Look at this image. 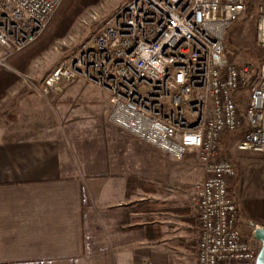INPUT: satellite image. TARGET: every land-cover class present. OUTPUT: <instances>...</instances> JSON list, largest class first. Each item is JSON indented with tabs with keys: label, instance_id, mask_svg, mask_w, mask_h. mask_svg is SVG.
<instances>
[{
	"label": "built area",
	"instance_id": "built-area-1",
	"mask_svg": "<svg viewBox=\"0 0 264 264\" xmlns=\"http://www.w3.org/2000/svg\"><path fill=\"white\" fill-rule=\"evenodd\" d=\"M62 1L0 0V65L41 36ZM254 1L258 60L225 56L249 0H128L42 82L45 93L88 81L108 96L115 125L175 159L194 157L196 264H255L261 249L239 228L237 167L221 142L246 124L237 148L264 154V0Z\"/></svg>",
	"mask_w": 264,
	"mask_h": 264
},
{
	"label": "crops",
	"instance_id": "crops-1",
	"mask_svg": "<svg viewBox=\"0 0 264 264\" xmlns=\"http://www.w3.org/2000/svg\"><path fill=\"white\" fill-rule=\"evenodd\" d=\"M12 86L0 99V264H196L197 220L173 191L172 156L115 125L98 94L96 112L59 130L7 98ZM71 139L93 150L87 165L72 161ZM251 211L239 213L247 233L264 226Z\"/></svg>",
	"mask_w": 264,
	"mask_h": 264
},
{
	"label": "rangeland",
	"instance_id": "rangeland-1",
	"mask_svg": "<svg viewBox=\"0 0 264 264\" xmlns=\"http://www.w3.org/2000/svg\"><path fill=\"white\" fill-rule=\"evenodd\" d=\"M127 1L98 0L96 3L84 9L75 18L66 35L61 37V39H67L69 41L68 45L57 44V47H55L57 40L60 39V37L56 36L52 42L24 63L25 69L20 72L16 71L19 79L13 84L10 91L8 90L7 98L18 99V102L22 101L23 103L27 101L26 106H30L29 113H32L34 116L39 113L43 115L47 113L50 117L49 124L59 125V130H64L69 125L66 122L70 120L68 117L73 112L85 114L93 112L94 110L96 112L100 107L93 106L96 105L93 102H88V95L91 98H99L100 96V98H103L107 102L108 96L92 83L82 79H75L72 80L76 84L75 89H73V84L63 83L59 91L51 90L44 93L41 89L42 82L45 75L73 56L83 43L91 39L94 33L103 25L104 21ZM253 2L255 1L253 0ZM93 13L98 14L96 18L92 17ZM257 22L258 14L253 3L250 12L246 11L239 20L228 28L225 35V56L229 60H258L261 58V52L256 45ZM43 33L35 40L36 42L45 36V33ZM1 55L3 54L0 53ZM5 64V67L11 68L7 63ZM97 94L99 96H96ZM109 105V102L107 106L104 105L107 114L109 113ZM3 109L5 108L3 107ZM91 121L93 119L87 118L83 124L86 127L94 123ZM70 124L74 125V123ZM246 128L247 126L244 124L227 137L226 145L222 143V148L229 157L231 156V159L237 167V175L230 188V192L239 199L241 208L245 203V206L250 211L252 210L251 213H264V154L252 151H240L237 148L238 141L243 137ZM87 129L90 128H85L86 133L84 132L82 134L83 136L90 135V131L88 132ZM89 138L93 139L92 137ZM86 142L90 143V140L82 142L83 146ZM78 146L79 144L73 140L70 146L66 144V147L70 151L72 161L76 164L80 162L83 165H87L90 160L88 156L93 155V150H89L90 146L85 147L86 151L83 149L78 150ZM72 150L75 152L72 153ZM77 155L81 161H79L80 159H78ZM169 159L172 164L173 191L178 197L189 202L190 213H194L198 229V216L192 208L191 197L194 183L202 179V169L194 163L195 159L192 156H187L184 159H172L169 157ZM244 225L243 221H240L239 228L243 234L249 236L250 233L243 231ZM196 236L197 234L194 239L195 250Z\"/></svg>",
	"mask_w": 264,
	"mask_h": 264
},
{
	"label": "trees",
	"instance_id": "trees-1",
	"mask_svg": "<svg viewBox=\"0 0 264 264\" xmlns=\"http://www.w3.org/2000/svg\"><path fill=\"white\" fill-rule=\"evenodd\" d=\"M97 1L98 0L62 1L61 5L53 15L47 29L44 32L45 36H43L40 41H34L24 49L7 57L6 63L11 68L0 65V99L5 95L6 90L19 79V75L16 71H23L25 69L24 63L34 57L43 47L52 42L56 36L61 38L66 35V32L68 31L75 18L84 9L91 6V4L96 3ZM253 3V0H249L248 8L246 11L250 12ZM231 133L232 132L227 131L222 134L221 142L224 145H226V139Z\"/></svg>",
	"mask_w": 264,
	"mask_h": 264
},
{
	"label": "water",
	"instance_id": "water-1",
	"mask_svg": "<svg viewBox=\"0 0 264 264\" xmlns=\"http://www.w3.org/2000/svg\"><path fill=\"white\" fill-rule=\"evenodd\" d=\"M253 237L261 242V249L257 255L255 264H264V226L256 225L254 222L249 223Z\"/></svg>",
	"mask_w": 264,
	"mask_h": 264
}]
</instances>
